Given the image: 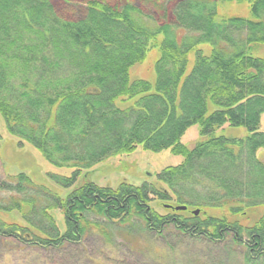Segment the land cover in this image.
Wrapping results in <instances>:
<instances>
[{
    "label": "trees",
    "instance_id": "1",
    "mask_svg": "<svg viewBox=\"0 0 264 264\" xmlns=\"http://www.w3.org/2000/svg\"><path fill=\"white\" fill-rule=\"evenodd\" d=\"M249 1L251 18L219 15L218 0L66 1V13L55 0H0V116L20 146L72 169L46 166L47 184L25 171L0 180V211L20 212L25 222L0 219L2 240L59 250L92 231L112 246L115 232L182 236L226 243L218 261L198 256L186 264H264V214L251 225L238 218L264 207V57L250 52L264 44V0ZM151 48L160 53L155 81L132 80L131 67ZM193 125L203 139L189 148L182 137ZM225 128L242 133L218 132ZM139 148L184 160L139 185L83 178ZM207 208H228L236 218ZM53 209L64 215L63 231ZM123 240L137 248L136 239ZM235 253L239 261L224 259Z\"/></svg>",
    "mask_w": 264,
    "mask_h": 264
},
{
    "label": "rangeland",
    "instance_id": "2",
    "mask_svg": "<svg viewBox=\"0 0 264 264\" xmlns=\"http://www.w3.org/2000/svg\"><path fill=\"white\" fill-rule=\"evenodd\" d=\"M66 1H71L75 5L82 4L86 0H55L57 7L61 12L66 13L67 9L62 7ZM111 3L117 1L124 3L127 0H110ZM137 3L139 6V0H131ZM218 13L221 16H243L252 17L249 0H218ZM76 8V7H69ZM203 50L206 53H210L209 45H202ZM251 54L255 56L264 57V44L253 43L251 45ZM160 53L157 49L151 48L148 51L147 57L142 62L133 65L130 69L131 79H147L149 81H155V64ZM196 52L190 53L189 70L194 63ZM264 126V115H263ZM219 133H225L228 137H235L237 134H241V129H228L225 128L224 132L219 130ZM0 180L8 179L9 175L17 174L25 171L30 172L33 178L39 182H44L46 174L45 167H50V170L59 173L69 175L72 169L56 168L49 164L35 149L29 148V146H20L18 140L8 133L5 122L0 116ZM203 138L199 134L198 125L191 126L182 137V142L189 148L202 140ZM34 151V152H33ZM38 154L43 163L39 160ZM259 158L264 161V149L258 154ZM183 157L180 155H174L169 150L161 152H152L139 148L134 154L125 156H113L92 169L84 172V179H96L99 184L111 185L117 187L122 181L139 185L144 180L150 178L149 174L153 177L156 173L168 166L180 164L183 161ZM47 178V177H46ZM55 190H59L56 187H52ZM66 192V190H63ZM9 194H2L1 198H7ZM159 212L164 213L162 204L158 201L152 203ZM206 214L216 216H226L229 219H235L236 217L229 213L228 208L205 209ZM55 217L57 224L63 231L65 229L64 215L61 210L53 209L51 211ZM264 214V207H253L246 211L244 215H239L238 218L243 225H251L256 222L257 219ZM202 215V213H201ZM0 219L7 223H17L24 225L25 222L21 219V213L13 211L11 213H4L0 211ZM104 239L106 237L98 231H92L89 233L82 242L78 244L69 245L59 250H48L38 247H19L16 242L3 241L0 236V264H169L165 263L161 258L162 254H170L171 263L173 264H186L187 260L192 257L201 258L209 257L210 262L218 261L222 254L225 244L212 245L207 243H194L189 238L182 236L168 237V240H159L158 237L139 235L136 233L126 234L121 233L115 235L111 239H116L118 244L112 246L107 244ZM123 239H136L133 241L134 246L137 248L131 249L129 244ZM138 239V240H137ZM163 239V238H160ZM174 239H183L176 241ZM169 243L174 248L169 247ZM142 249L146 252H142ZM228 254V252H227ZM161 258V259H160ZM166 259V258H165ZM224 259L238 260V256L233 254L224 255ZM205 260V258L203 259ZM202 260V262H204ZM229 264V263H227Z\"/></svg>",
    "mask_w": 264,
    "mask_h": 264
},
{
    "label": "water",
    "instance_id": "3",
    "mask_svg": "<svg viewBox=\"0 0 264 264\" xmlns=\"http://www.w3.org/2000/svg\"><path fill=\"white\" fill-rule=\"evenodd\" d=\"M187 207L186 206H177V210H185ZM195 215H198L200 213L199 209L194 210Z\"/></svg>",
    "mask_w": 264,
    "mask_h": 264
}]
</instances>
